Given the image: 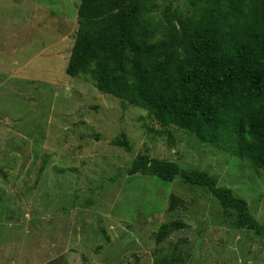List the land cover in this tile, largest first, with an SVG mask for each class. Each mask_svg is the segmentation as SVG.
<instances>
[{
  "label": "rangeland",
  "instance_id": "1",
  "mask_svg": "<svg viewBox=\"0 0 264 264\" xmlns=\"http://www.w3.org/2000/svg\"><path fill=\"white\" fill-rule=\"evenodd\" d=\"M80 2L0 0V264H264V233L205 190L125 173L140 153L204 171L264 225V171L67 74ZM123 133L132 153L111 144Z\"/></svg>",
  "mask_w": 264,
  "mask_h": 264
},
{
  "label": "trees",
  "instance_id": "2",
  "mask_svg": "<svg viewBox=\"0 0 264 264\" xmlns=\"http://www.w3.org/2000/svg\"><path fill=\"white\" fill-rule=\"evenodd\" d=\"M159 10L154 0H81L67 74L89 75L100 92L147 111L161 130L190 133L264 171V0H185L173 13ZM111 144L133 152L124 133ZM125 173L180 178L234 212L236 229L264 233L247 201L204 171L140 153ZM182 203L172 195L169 210ZM182 263L183 256H164L155 264Z\"/></svg>",
  "mask_w": 264,
  "mask_h": 264
}]
</instances>
